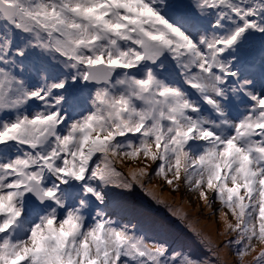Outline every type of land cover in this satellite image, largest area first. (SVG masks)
Returning <instances> with one entry per match:
<instances>
[{
	"label": "snow or ice",
	"instance_id": "6c2138e0",
	"mask_svg": "<svg viewBox=\"0 0 264 264\" xmlns=\"http://www.w3.org/2000/svg\"><path fill=\"white\" fill-rule=\"evenodd\" d=\"M0 264H264V0H0Z\"/></svg>",
	"mask_w": 264,
	"mask_h": 264
},
{
	"label": "rangeland",
	"instance_id": "374dc122",
	"mask_svg": "<svg viewBox=\"0 0 264 264\" xmlns=\"http://www.w3.org/2000/svg\"><path fill=\"white\" fill-rule=\"evenodd\" d=\"M117 167H120V166L117 165ZM159 183H160L159 180L154 179L152 181L147 182L145 187L150 190L151 189L150 186H152L153 184H156L157 187H155V188L158 189L157 195L162 196V198H164L166 202L171 203L175 207H184L185 211H188L190 216L194 220H198V223L196 224V226H198V228H201L199 226L200 223H205L208 225V222L211 221L215 224V228L213 229L214 231H222L223 225L219 221L218 214H217V216L214 217L211 215H205L203 211L197 212V206L198 205H199L201 210L204 209V205L202 202H199L198 199L192 198L191 206L184 205L181 203V200L179 198L182 196V193L169 194V192L166 188H165L164 192L161 193L159 191V188H158ZM153 190H154V188L151 189V191H153ZM141 195L143 197L138 202H135L138 206L149 209L154 215H156L158 217H165V218H168L169 220H171L173 223V226H174V230L177 233L181 234L188 241L190 248H187L186 250H190L194 254H202L203 253V249H201L200 246L196 243L195 239L191 236V233H189L187 231V229L179 221L174 220V218H171L168 216V211H167L166 207H164L162 205H156L155 202L151 203V197L147 196L145 194V192L142 190H141ZM188 198H191V197H188ZM213 207L217 208L218 205H214Z\"/></svg>",
	"mask_w": 264,
	"mask_h": 264
},
{
	"label": "bare ground",
	"instance_id": "6f19581e",
	"mask_svg": "<svg viewBox=\"0 0 264 264\" xmlns=\"http://www.w3.org/2000/svg\"><path fill=\"white\" fill-rule=\"evenodd\" d=\"M140 191H141V189H140ZM153 192L157 195L158 194V189L154 188ZM138 193H139V188L137 187V189H136V191H135V193H134V195L132 197L133 200L138 198ZM153 202L154 201L151 199V203H153ZM173 207H175V206H173ZM182 208L185 210L184 207H182ZM168 216L170 217L169 213H168ZM199 226L201 228H203L207 232H213L214 231L213 229L215 228V224L213 222H211V221L208 222V225L205 224V223H200ZM196 227H198V226H196Z\"/></svg>",
	"mask_w": 264,
	"mask_h": 264
},
{
	"label": "trees",
	"instance_id": "16d2710c",
	"mask_svg": "<svg viewBox=\"0 0 264 264\" xmlns=\"http://www.w3.org/2000/svg\"><path fill=\"white\" fill-rule=\"evenodd\" d=\"M150 187H152V186H150ZM141 195V192L140 193H138V197Z\"/></svg>",
	"mask_w": 264,
	"mask_h": 264
}]
</instances>
